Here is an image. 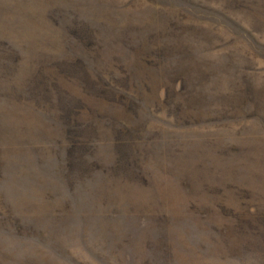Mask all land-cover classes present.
<instances>
[{
  "label": "rangeland",
  "instance_id": "rangeland-1",
  "mask_svg": "<svg viewBox=\"0 0 264 264\" xmlns=\"http://www.w3.org/2000/svg\"><path fill=\"white\" fill-rule=\"evenodd\" d=\"M0 264H264V0H0Z\"/></svg>",
  "mask_w": 264,
  "mask_h": 264
}]
</instances>
